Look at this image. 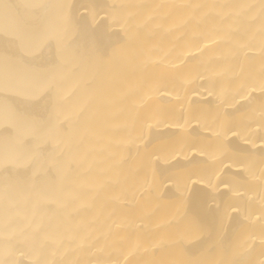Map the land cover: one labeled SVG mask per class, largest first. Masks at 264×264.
Wrapping results in <instances>:
<instances>
[{
    "label": "bare ground",
    "instance_id": "obj_1",
    "mask_svg": "<svg viewBox=\"0 0 264 264\" xmlns=\"http://www.w3.org/2000/svg\"><path fill=\"white\" fill-rule=\"evenodd\" d=\"M0 264H264V0H0Z\"/></svg>",
    "mask_w": 264,
    "mask_h": 264
}]
</instances>
